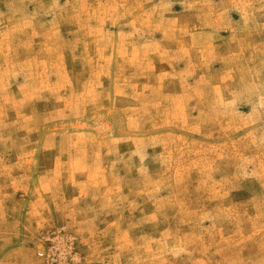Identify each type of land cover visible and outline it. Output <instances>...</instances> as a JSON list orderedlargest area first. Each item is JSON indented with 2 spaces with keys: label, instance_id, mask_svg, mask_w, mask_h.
<instances>
[{
  "label": "rangeland",
  "instance_id": "rangeland-1",
  "mask_svg": "<svg viewBox=\"0 0 264 264\" xmlns=\"http://www.w3.org/2000/svg\"><path fill=\"white\" fill-rule=\"evenodd\" d=\"M0 264H264V0H0Z\"/></svg>",
  "mask_w": 264,
  "mask_h": 264
}]
</instances>
